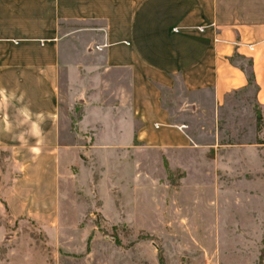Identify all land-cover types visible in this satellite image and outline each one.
Wrapping results in <instances>:
<instances>
[{"label":"crops","instance_id":"1","mask_svg":"<svg viewBox=\"0 0 264 264\" xmlns=\"http://www.w3.org/2000/svg\"><path fill=\"white\" fill-rule=\"evenodd\" d=\"M107 75L121 90L116 119L128 137L150 149H193L191 125L169 112L171 96L182 94L179 110L193 113L251 88L264 109V0H0V150L16 165L3 194L11 218L57 225L61 97L78 78L97 87Z\"/></svg>","mask_w":264,"mask_h":264},{"label":"rangeland","instance_id":"2","mask_svg":"<svg viewBox=\"0 0 264 264\" xmlns=\"http://www.w3.org/2000/svg\"><path fill=\"white\" fill-rule=\"evenodd\" d=\"M104 78H78L61 97L54 228L10 217L3 194L16 165L0 150V264H264V109L252 89L193 113L171 96L195 143L172 151L127 136L121 90Z\"/></svg>","mask_w":264,"mask_h":264},{"label":"trees","instance_id":"3","mask_svg":"<svg viewBox=\"0 0 264 264\" xmlns=\"http://www.w3.org/2000/svg\"><path fill=\"white\" fill-rule=\"evenodd\" d=\"M245 75H246L248 87H251L252 86V82H253L252 75H251V73L249 71H245ZM255 122H256L257 127H259V125H261L260 115H256ZM256 144H260L261 145V144H264V142H257Z\"/></svg>","mask_w":264,"mask_h":264},{"label":"clouds","instance_id":"4","mask_svg":"<svg viewBox=\"0 0 264 264\" xmlns=\"http://www.w3.org/2000/svg\"><path fill=\"white\" fill-rule=\"evenodd\" d=\"M2 92H3V90L0 89V94H2ZM31 151L38 155L40 150H39V148H32Z\"/></svg>","mask_w":264,"mask_h":264},{"label":"built area","instance_id":"5","mask_svg":"<svg viewBox=\"0 0 264 264\" xmlns=\"http://www.w3.org/2000/svg\"><path fill=\"white\" fill-rule=\"evenodd\" d=\"M201 29L200 28H198V31H200ZM174 31H175V29H174ZM247 48H248V50H251V46H247ZM100 49V47H95V50H99Z\"/></svg>","mask_w":264,"mask_h":264}]
</instances>
